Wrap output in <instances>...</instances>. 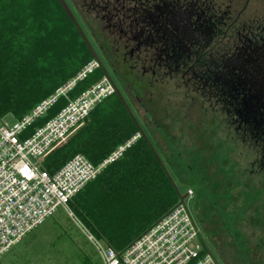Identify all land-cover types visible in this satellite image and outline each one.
Returning a JSON list of instances; mask_svg holds the SVG:
<instances>
[{"label": "trees", "instance_id": "1", "mask_svg": "<svg viewBox=\"0 0 264 264\" xmlns=\"http://www.w3.org/2000/svg\"><path fill=\"white\" fill-rule=\"evenodd\" d=\"M93 59L58 0H0V120L8 116L13 120L23 118ZM103 76L98 69L78 83L70 98H77ZM66 104L61 99L34 128L43 126ZM139 133L135 118L114 94L45 159L43 168L54 174L79 154L98 165ZM178 156L184 170L192 172L193 166L183 155ZM187 181L188 189L195 191L196 182L190 178L181 183ZM181 199L178 185L150 137L140 134L69 207L95 237L122 252L182 203ZM202 243L204 252L211 253Z\"/></svg>", "mask_w": 264, "mask_h": 264}, {"label": "flooded vegetation", "instance_id": "2", "mask_svg": "<svg viewBox=\"0 0 264 264\" xmlns=\"http://www.w3.org/2000/svg\"><path fill=\"white\" fill-rule=\"evenodd\" d=\"M64 1L124 94L139 134H154L150 126L168 134L136 90L149 76L148 86L166 81L197 93L264 169V0Z\"/></svg>", "mask_w": 264, "mask_h": 264}, {"label": "rangeland", "instance_id": "3", "mask_svg": "<svg viewBox=\"0 0 264 264\" xmlns=\"http://www.w3.org/2000/svg\"><path fill=\"white\" fill-rule=\"evenodd\" d=\"M150 80L147 76L136 90L168 134L150 126L154 134L147 135L182 196L189 189L188 181L181 180L196 182L198 192L184 203L204 243L219 264H264V169L258 165V153L239 134L228 133L221 116L207 111L197 93L166 81L148 86ZM12 120L8 116L3 121ZM179 154L193 166V173L184 170ZM69 209L73 216L59 208L2 255L0 264H102L88 234L106 243Z\"/></svg>", "mask_w": 264, "mask_h": 264}, {"label": "built area", "instance_id": "4", "mask_svg": "<svg viewBox=\"0 0 264 264\" xmlns=\"http://www.w3.org/2000/svg\"><path fill=\"white\" fill-rule=\"evenodd\" d=\"M100 69L93 59L73 79L42 100L19 120L0 123V257L29 232L42 225L59 208L73 216L69 205L103 170L118 161L140 134L117 148L100 164L76 155L54 174L43 162L86 123L91 113L116 93L106 76L77 98L70 94L78 83ZM64 99L67 104L43 126L35 124ZM33 129V131H31ZM188 190L187 197H192ZM185 202V201H184ZM182 202L122 252L96 241L102 264H219L204 252L198 225ZM83 230V229H82Z\"/></svg>", "mask_w": 264, "mask_h": 264}, {"label": "water", "instance_id": "5", "mask_svg": "<svg viewBox=\"0 0 264 264\" xmlns=\"http://www.w3.org/2000/svg\"><path fill=\"white\" fill-rule=\"evenodd\" d=\"M58 1L62 4V6H63V8L65 9V11H66V13L68 14V16L73 20V22H74V24H75V26H76V29L78 30V32H79L80 36L82 37L83 41L85 42V44H86L87 47L89 48V50H90V52H91L93 58H94L96 61L99 62V64H100V69L102 70L104 76L108 77V78L111 80V77L109 76V73H108L107 70L104 68V66L101 65V63H100V61H99L97 55L95 54V51H94L93 47L91 46L90 42H89L88 39L86 38V36H85L83 30H82V29L80 28V26L76 23V21H75V19H74V16H73V14L71 13V11L69 10V8H68V6L66 5L65 1H64V0H58ZM111 81H112V80H111ZM116 92H117V95L119 96L120 100L123 102V104L125 105V107H126V108L128 109V111L130 112V110H129V108L127 107V105H126V103H125V101H124V98H123V96L121 95V93H120L119 91H116ZM130 114H131V112H130ZM186 198H187V195L182 196L181 202H184V201L186 200Z\"/></svg>", "mask_w": 264, "mask_h": 264}]
</instances>
